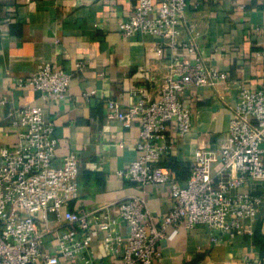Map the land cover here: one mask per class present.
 Here are the masks:
<instances>
[{
	"label": "crops",
	"instance_id": "crops-1",
	"mask_svg": "<svg viewBox=\"0 0 264 264\" xmlns=\"http://www.w3.org/2000/svg\"><path fill=\"white\" fill-rule=\"evenodd\" d=\"M160 0H156L159 3ZM182 38L196 36L199 54L229 79L214 85L189 86L183 99L193 109L194 127L184 136L172 128L173 147L160 161L185 185L200 145L217 146L229 129L232 107L240 88L264 83V0H188ZM139 0H0V148L16 141L17 129L8 112L27 105L44 109L58 138L57 158L71 152L80 158V195L70 208L95 211L134 196L145 199L150 214L160 217L173 204L171 186L148 185L118 174L137 157L141 123L109 117V99L126 110L145 87L160 95L170 58L194 55L166 45L149 33L125 35L121 23L129 19ZM84 60L86 66L76 64ZM50 63L72 74L64 99L18 85L39 66ZM152 66L153 80L141 79L140 65ZM95 91L93 94H88ZM5 99L3 103L2 100ZM1 160V154H0ZM248 187L245 186L244 189ZM253 236L221 235L216 229L184 226L173 238L161 241L156 264H264V208ZM173 227L167 230L171 232ZM119 230L129 234L123 224ZM105 231H98L92 248L102 264L115 262L104 248ZM220 240L214 242L213 236ZM61 264H81L62 259Z\"/></svg>",
	"mask_w": 264,
	"mask_h": 264
},
{
	"label": "built area",
	"instance_id": "built-area-1",
	"mask_svg": "<svg viewBox=\"0 0 264 264\" xmlns=\"http://www.w3.org/2000/svg\"><path fill=\"white\" fill-rule=\"evenodd\" d=\"M188 7V0H139L121 23L122 32L161 36L167 46L194 57L170 58L159 97L141 87L138 101L126 110L117 100H108L111 119L130 124L138 118L141 123L138 157L118 174L143 185L170 183L173 204L160 224L138 196L117 202L115 213L111 207L71 209L80 195L78 154L57 158L54 123L46 119L42 107L11 109L16 141L0 148V264H61L62 259L102 264L92 248L98 231H105L104 248L115 260L107 264H156L161 241L175 237L181 226L205 225L232 237L255 234L264 208V83L240 88L228 131L217 146L198 147L185 185L159 164L172 150V128L184 136L194 127L193 109L183 99L186 89L225 82L230 76L228 70L203 59L196 36L182 38ZM76 66L83 69L86 61ZM137 73L153 80L150 64L140 65ZM71 80L70 72L46 63L18 85L57 100L68 96ZM123 224L129 228L127 236L119 230ZM220 239L212 237L214 242Z\"/></svg>",
	"mask_w": 264,
	"mask_h": 264
},
{
	"label": "trees",
	"instance_id": "trees-1",
	"mask_svg": "<svg viewBox=\"0 0 264 264\" xmlns=\"http://www.w3.org/2000/svg\"><path fill=\"white\" fill-rule=\"evenodd\" d=\"M258 224H259V223H257V226H258ZM257 226H256V228H257Z\"/></svg>",
	"mask_w": 264,
	"mask_h": 264
}]
</instances>
